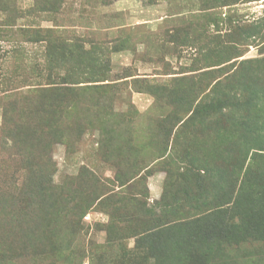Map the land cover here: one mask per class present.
Listing matches in <instances>:
<instances>
[{
    "label": "rangeland",
    "instance_id": "374dc122",
    "mask_svg": "<svg viewBox=\"0 0 264 264\" xmlns=\"http://www.w3.org/2000/svg\"><path fill=\"white\" fill-rule=\"evenodd\" d=\"M5 5L11 8L8 13L0 10V44L12 52L0 58V264H48L51 259L49 227L34 225L33 215L17 223L22 211L6 209L9 196L18 198L24 191L44 194L43 204L46 194H77V208L89 204L79 223L63 218L60 230L74 229L75 234L72 240V235L65 236L62 245L69 249L60 251L64 253L57 264H155L156 256L168 260L174 251L167 240L144 238L134 245L133 231L152 219L184 223L194 218L195 207L198 214L209 210L216 221L231 223L236 189L215 193L212 178L199 170L225 165L209 145L219 114L187 116L194 106L236 92L229 86L236 84L243 68L264 75V39L245 37L246 26L263 17L257 0H0V8ZM7 21L14 24L6 27ZM120 38L133 49L94 54L93 40L106 51ZM79 43L92 52L78 64L74 58L82 54L77 52ZM69 49L73 57L64 55ZM105 57L110 58L108 79L127 78L119 81L118 90L110 84L91 90L75 87L88 84L75 82L89 80ZM23 74L29 75L28 84L21 82ZM135 87L142 92L132 90ZM7 99L15 127L3 124ZM42 103L47 104L44 129L37 134L43 132L47 144L44 147L39 138L32 150L26 149L33 132L28 125L42 124L41 111L34 116L27 110ZM178 117L182 124L176 122ZM171 128L174 141L169 149L165 139L164 151L169 165L152 161L164 147L154 133ZM10 134L17 144L8 150ZM158 147L161 150L154 151ZM9 151L27 159L8 160ZM250 165L248 177L255 190L264 182L259 175L264 160ZM165 167L174 172L170 181ZM106 191L116 200L123 196L129 201L116 204L114 211L105 198L93 201ZM225 194H232L229 203ZM148 207L154 208L152 216L144 212ZM261 210L253 211L255 217ZM256 223L261 227L253 224L240 234L230 253L239 256H229L228 264H264V220ZM171 228L194 237L200 232L198 224ZM197 250L191 251L190 263H209L211 255Z\"/></svg>",
    "mask_w": 264,
    "mask_h": 264
},
{
    "label": "trees",
    "instance_id": "16d2710c",
    "mask_svg": "<svg viewBox=\"0 0 264 264\" xmlns=\"http://www.w3.org/2000/svg\"><path fill=\"white\" fill-rule=\"evenodd\" d=\"M4 7H6L7 9L0 8V10H3L8 13L11 7L7 5H5ZM8 16H10V14ZM13 24L14 23H10V21L3 23V25H5L6 27L12 26ZM263 25L264 17L255 19L254 22H251L248 26H246L245 37H260L261 39H264V33L260 34ZM39 40H45V38H40ZM119 40L120 41L118 42L113 41V43H111L110 49L106 51L99 45V42H94L93 40L95 48L93 49L94 54L105 55V53L107 52L111 54V52L114 51H129L130 49H133L130 47L129 44H127L126 40L121 38ZM77 45V52L81 51L82 54L78 55L77 53L74 59H76V63L79 64V62L83 60V56L90 55L92 51L91 49L85 48L80 43ZM72 50L69 49L64 55L66 56L67 54H69L70 56H72L73 54H75ZM10 52H12V49L10 50V48L8 49L7 47L0 44V58L4 57L7 53ZM64 52L65 50L62 51V53ZM96 60H99V56H97ZM248 61L250 60H241V63H245ZM109 67L110 58H108L107 60L105 57L103 59V63L97 65L96 69L91 73L89 80H78L75 82L89 83L85 85H77L75 87L80 90H91V88L94 89L97 87H107V85L110 84L109 87H115L114 90H118L116 87L118 86L119 81H123V79L127 78L121 79L122 77H120L116 80L108 79L107 73L110 71ZM73 72L74 71H71V73ZM1 75H3L2 72H0V77ZM128 76L130 77V75ZM28 78V74H23L21 76V82L24 84H28ZM137 78L139 77L130 79L137 80ZM63 82L66 83L67 81ZM229 87L233 90H236V92H233L231 94H223L224 97H227L216 98L215 101H210L207 104L204 103L203 105L199 106V108L194 106V108L190 109V113L187 117L190 118L192 115H194V113L199 114L200 112H204L206 114H219L220 120L215 121V125L213 126L215 128L214 133L210 135L212 137V142L209 145L212 146L213 149L218 153L217 159H220V161L224 162L225 165L220 166L215 163L211 165H203L199 168V170H201L205 174L207 173L212 178V189L215 193L218 191L230 193L236 189V194H234V200L231 204V212L233 213V217L237 218L238 220L234 221L232 217V219L230 220L231 223H229L226 219L222 218L219 222L215 220L214 216L212 218L209 216L210 214H212L209 213V210H200L198 214V207L194 208L192 214L194 218L189 219L181 224L180 220L168 222H163L161 219L160 221L157 219L147 220L144 227L139 228L136 233H134L133 231L132 236L135 237L134 245H136V242H141V240L144 238H164L169 242L170 250L174 251V254L169 256L168 260H163L159 256H156L157 260L155 264H191L189 260V255L191 251L196 249H198L197 251L202 255H211L212 259H210V262L204 264H217L216 262H218V264L231 263V259L229 258V256L232 259H234L235 257L237 258L239 256L238 253H235L234 255L230 253L232 252V247H234V244L238 242L239 238L242 239L240 234H243L246 228H251L253 224H256L257 227H261L256 223L258 220L261 224H263L264 182L260 183L258 188L254 190V185L250 179L251 175L248 177V173L250 172L249 170L252 169V166L250 164L264 160V75L258 76L254 73L251 68L245 67L237 75L236 84L234 86ZM132 90L142 92V90L137 89V87L132 88ZM116 92L117 91H115V93ZM5 96L6 94H3L2 98H4ZM115 96L116 95H113L112 100L115 98ZM9 103V99H7L2 104L3 124H5V127H8L10 125H13L15 127L17 126V122L14 121L15 116L12 113L13 109L10 108ZM46 106L47 104L42 103L39 104L37 107H32L33 110L29 108L27 110L28 112H31L34 116H36V114L41 111L42 113H40L38 116L39 119L42 121V124H37L35 126L28 125V127H31L33 129L32 131L34 133L32 132V136L28 137L26 141V149L32 150L34 148L32 145L36 142L39 143V138H41V135H43V132L42 134L37 133L43 131L44 129L43 124L45 114L43 113V108H45ZM221 117H223L224 120H221ZM200 119L199 121L203 125V118L201 117ZM54 121H56L55 124L59 122L56 119ZM176 122L182 124L184 121L181 117H178L176 119ZM173 128L166 131L158 130L157 133H154L157 137L156 143L158 145H164V147H162V151L160 153L158 152L152 156V161H160V163L164 161L166 165H169L164 160L166 157L164 151L167 147V141H165V139L169 138V149H171L175 134V131H172ZM9 139L11 140V143L10 145L5 147L8 150H11L16 146L17 140L16 137L15 139L13 138L12 134H10ZM200 142L203 143V141ZM41 143L45 147L47 144V138H41ZM160 150L161 149L158 147L154 151ZM186 156H191V152L186 153ZM14 157H18L21 162L27 159L25 155L17 152L15 153V151H9L8 156H6V159L11 160ZM39 158L40 156L38 157V159ZM165 171L170 181V178L174 176V172L172 173V169L168 167H165ZM29 172L30 170H28V173ZM240 172L241 179L239 180L238 186L236 188L237 175ZM28 173L26 174V176L28 175ZM259 175L261 177H264V168L260 169ZM38 183L36 184V186H38ZM110 193L112 192L106 191L100 194L99 196H94L93 201L105 198L109 202H111V208L113 211L117 208L115 206L116 204H122L125 200L129 201V198H124L123 196H120V198L116 200L115 197L112 196V194L110 195ZM43 195L44 194H28L27 191H24L22 194H19L18 198L16 196L10 195L8 198L9 203L7 204L6 209H8V213H13L12 207L14 209L19 208V213L20 211H22L21 215L19 217H16L15 219L17 223H20L24 217H29L30 215H33L34 225L40 226L42 223H44L49 227V231L53 233H51L48 244L49 248L51 249L49 251L51 253V259L48 264H57L58 259L62 257V254L64 253L60 251L69 249V245L66 247L63 246L62 241L65 240L66 235H72L68 238L69 240H72V237L75 234L74 229L67 230V233H63V229L60 230V228H62L63 218L70 219L73 217V219L76 218V221L79 223L81 216L84 212L87 211V206H89V204L77 208V205H80L78 204L79 197L77 194H46V198L48 199V201L46 202V204H43V202H41V199H45ZM217 195L218 194H211L210 197L215 198ZM225 195H227L228 197L226 203H229L232 194ZM162 198H164V195L162 196ZM174 201L177 202V200ZM61 206L64 208H61ZM260 207H262V210L258 212L257 217H255V213L253 211ZM65 209H67V213H65ZM152 209L154 208H145V214L147 213L148 216H152L154 214V210ZM225 209H229V207L226 205ZM42 210L45 211L43 212ZM225 212L227 211L225 210ZM41 215L44 216L41 217ZM23 222L25 221L22 220V223ZM191 224H198L200 229V232H198V235H195V237L192 235V232V234L190 232L180 231H176L175 233L171 232V230H173L171 227L177 229ZM221 230L222 233H220ZM169 232H171L170 235L167 234ZM67 242L69 241L67 240ZM69 251L73 252L75 250ZM236 251L237 249H235V252ZM66 252L68 253V251Z\"/></svg>",
    "mask_w": 264,
    "mask_h": 264
},
{
    "label": "built area",
    "instance_id": "2783aa9c",
    "mask_svg": "<svg viewBox=\"0 0 264 264\" xmlns=\"http://www.w3.org/2000/svg\"><path fill=\"white\" fill-rule=\"evenodd\" d=\"M262 8V16L264 17V0H257Z\"/></svg>",
    "mask_w": 264,
    "mask_h": 264
},
{
    "label": "crops",
    "instance_id": "0c3cea01",
    "mask_svg": "<svg viewBox=\"0 0 264 264\" xmlns=\"http://www.w3.org/2000/svg\"><path fill=\"white\" fill-rule=\"evenodd\" d=\"M152 177H153V178H156V176H155V175H153ZM152 177H151V179H152ZM156 181H158V180H157V178H156ZM159 181H160V180H159ZM159 181H158V182H159Z\"/></svg>",
    "mask_w": 264,
    "mask_h": 264
}]
</instances>
